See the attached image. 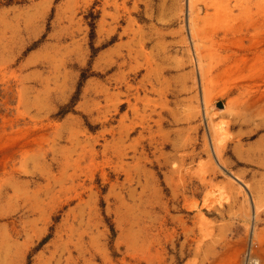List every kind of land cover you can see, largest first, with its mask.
<instances>
[{"label":"rangeland","instance_id":"rangeland-1","mask_svg":"<svg viewBox=\"0 0 264 264\" xmlns=\"http://www.w3.org/2000/svg\"><path fill=\"white\" fill-rule=\"evenodd\" d=\"M249 1L0 0V264H128L129 246L132 264L157 263L143 211L156 222L161 191L183 205L177 184L222 202L209 226L228 263L250 211L232 183L264 228V8ZM220 126L251 191L213 169ZM178 250L179 264L213 262L211 243Z\"/></svg>","mask_w":264,"mask_h":264},{"label":"bare ground","instance_id":"bare-ground-1","mask_svg":"<svg viewBox=\"0 0 264 264\" xmlns=\"http://www.w3.org/2000/svg\"><path fill=\"white\" fill-rule=\"evenodd\" d=\"M251 3H254L257 7L264 8V0H250L249 4ZM192 13L193 10L191 9V4H188V8H186V15L188 14V18L186 17V26L188 27L190 34H192V39H195L191 25ZM200 74L202 80V91H204L203 102L205 111H207L209 100L205 95L206 87L203 83V74L201 72ZM263 96L264 92L261 94V97ZM214 130L215 134L211 135L209 143L210 158L214 171H217L216 168L222 171H230L228 172V177H230V179L235 183L237 181L244 183L247 188V183L243 181L239 174L229 169L230 166L224 158V151L229 145L227 141V132L224 131L227 130V128L220 126L219 128L214 127ZM242 139H245V137L243 138L240 134L237 143L240 144ZM201 181L204 184L205 179L203 178ZM232 184L234 188L236 187V189H238L239 193H243L245 202L250 207V211L241 214V216L244 217L243 226L246 229L248 238L246 237L242 239L241 244L231 255V261L229 263L225 261L223 258L224 253L221 255V252L217 250L216 244H220V240L216 237L212 227L209 226L211 223L209 221V215L217 213L220 215L222 213V209L220 208V205H223L222 202L214 199L210 196V194L203 198V202H199L196 199L189 202L190 200L184 196L189 185L184 184L180 187V184H177L176 190L180 191L184 198L183 205H179L178 199H174V196L167 198L161 191L155 200L157 212V217L155 218L156 222H153L152 225L149 224L147 221V216L149 214L143 211V229L146 236L148 238L154 236L156 244H158V262L154 264H179L180 255H178V245H180L181 253H184L185 249L191 250V248H194L195 254L198 256L201 252H203L204 247L210 243L212 244V250L209 251L207 257H209V260L212 259L213 262H209L208 264H264V228L260 230L257 229V225L260 220L259 209L261 206L258 204V201H256L252 192V198L249 197L243 185L239 182L236 183L237 185L234 183ZM248 189H250V187H248ZM212 191L213 190H210L209 192ZM173 192H175V190H173ZM175 211L180 214L172 215ZM64 236L66 237H63L62 244L65 245V248H68V243L71 242L75 236L74 227L69 226V229L66 231ZM181 238H184L183 242H180ZM220 247L222 249V245ZM147 248L151 250V247ZM68 252L69 254H72L73 251L68 249ZM128 252L130 256L128 264H132V257L134 256V253L131 246L128 247ZM159 253L163 257H161ZM170 253H173L174 255L167 258L166 256ZM138 254L139 255H137L136 261L138 264H142V256L140 252ZM243 255H245V257H243ZM61 259L62 256L60 255L58 258L56 252L52 253L49 257H45L41 254L37 257L35 264H59ZM69 259L70 258H67V261ZM187 264L207 263L202 260L198 262L194 260V262H189Z\"/></svg>","mask_w":264,"mask_h":264}]
</instances>
